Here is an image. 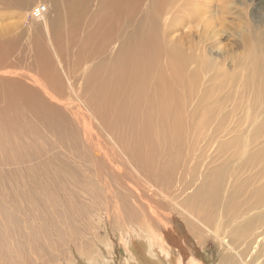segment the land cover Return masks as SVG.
Wrapping results in <instances>:
<instances>
[{"label": "bare ground", "instance_id": "bare-ground-1", "mask_svg": "<svg viewBox=\"0 0 264 264\" xmlns=\"http://www.w3.org/2000/svg\"><path fill=\"white\" fill-rule=\"evenodd\" d=\"M127 1L53 0L59 17L36 44L15 57L17 46L0 42V264H207L190 237L209 235L218 246L210 264H264V99L244 139L204 86L179 95L174 74L150 65L165 53L160 31L127 45L104 29L99 12L121 13ZM62 11L76 28L88 16L96 37L82 70L63 71L47 50ZM18 71L30 80L13 79ZM73 73L88 74L79 112L67 91Z\"/></svg>", "mask_w": 264, "mask_h": 264}, {"label": "rangeland", "instance_id": "rangeland-1", "mask_svg": "<svg viewBox=\"0 0 264 264\" xmlns=\"http://www.w3.org/2000/svg\"><path fill=\"white\" fill-rule=\"evenodd\" d=\"M180 2L185 6L182 7ZM180 2L179 0L175 2L159 0L157 4L153 0H128L119 7L121 13L115 8H106L99 12L98 17L109 16L104 29L108 31L114 28L116 31L114 38L127 40V45L128 43L134 44L140 36H145L147 33L157 34L155 36L159 38L157 31H160L165 53L162 54L161 49L158 48L159 42L155 37L156 47L154 50H159L149 57L151 66L157 64L154 74L166 78H171V74H174L178 94L182 96L186 86V91L191 85L197 86L200 91H203L204 86L206 90L210 91L206 97L220 98L222 106L219 110L222 113L226 112L230 118L227 119L226 125H229L231 120L234 126H237V133L240 135L245 133V139L249 132L246 130L247 114H250L249 111L253 114L260 99H264L262 90L264 88L261 86L262 83L264 84L262 75L264 74V0H181ZM9 4L14 5L13 3ZM12 5L0 6V42L2 41L1 44L4 47L15 46V49L17 46L14 52L16 57L20 52L26 51V46L38 42L34 37L42 34L49 22L54 21L56 15L59 17V12L54 8L53 0H31L30 5L23 8L18 6L10 8ZM41 5L45 6V11L38 18L34 9ZM48 5L53 7L54 11ZM174 6L177 9L174 10L176 13L172 14L171 12L167 15L168 8ZM61 15L65 22L47 30L51 32L47 50L52 52V58L58 63L55 65L62 67L63 71L68 68L74 70L77 67H81L82 70L83 63L87 61L84 58V53L90 47L88 41L93 44L96 41V37H91L86 33L91 29L89 17L85 16V20L82 19L76 28V17L66 21L68 17L66 13L62 11ZM167 17L168 21H166ZM125 19L131 23L119 32V37L117 31L120 26L124 25ZM141 20L144 24L135 27L134 24ZM53 36H60L61 39L54 40ZM170 59L173 61L168 64L167 60ZM99 60L97 58L93 61L98 62ZM8 63L9 61L2 64V67L7 66ZM19 63L20 66L18 68L14 66V68L32 70V67L24 61ZM202 63L205 64L203 68ZM164 65L165 67H163ZM55 69L59 68L55 67ZM18 72L24 76L21 75L23 76L21 78L13 76V79L23 80L30 74L24 72L27 74L25 75L22 71ZM34 72L36 74L35 70ZM76 76L77 74L74 73L71 75V85L67 91L73 96L72 106L76 110H82L87 105L83 104L79 93L88 74H84L77 81ZM7 87L9 89V86ZM75 99L77 100L76 106ZM171 106L175 107L176 105L171 104ZM238 138L242 139V136H238ZM242 144L247 143L243 142ZM211 233L214 234L215 231ZM178 235V238L183 236L179 233ZM190 239L192 240L191 250L198 246L197 250L200 251L198 258L200 257L202 262L210 264L209 260L212 257L210 254L216 257L218 251L214 238L209 235L206 238L193 236ZM202 244L207 247H201ZM119 251L121 252L120 249H118V253H120Z\"/></svg>", "mask_w": 264, "mask_h": 264}, {"label": "built area", "instance_id": "built-area-1", "mask_svg": "<svg viewBox=\"0 0 264 264\" xmlns=\"http://www.w3.org/2000/svg\"><path fill=\"white\" fill-rule=\"evenodd\" d=\"M44 11H45V6L41 5V6L36 7L35 14L36 15H42L44 13Z\"/></svg>", "mask_w": 264, "mask_h": 264}]
</instances>
